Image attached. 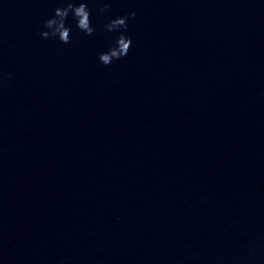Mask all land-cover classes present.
<instances>
[{
  "label": "water",
  "instance_id": "1",
  "mask_svg": "<svg viewBox=\"0 0 264 264\" xmlns=\"http://www.w3.org/2000/svg\"><path fill=\"white\" fill-rule=\"evenodd\" d=\"M56 2L0 0V264H264V0Z\"/></svg>",
  "mask_w": 264,
  "mask_h": 264
},
{
  "label": "clouds",
  "instance_id": "2",
  "mask_svg": "<svg viewBox=\"0 0 264 264\" xmlns=\"http://www.w3.org/2000/svg\"><path fill=\"white\" fill-rule=\"evenodd\" d=\"M110 6V0H97L99 14H105ZM135 15L136 11L133 9L123 14L107 16L103 27L112 36L106 46L96 51L99 62L109 65L128 54L133 40L132 35L127 31L128 19ZM73 27L86 35H93L96 32L90 0H57L52 14L42 21L40 35L68 43L72 38ZM8 75L11 76L12 73Z\"/></svg>",
  "mask_w": 264,
  "mask_h": 264
}]
</instances>
